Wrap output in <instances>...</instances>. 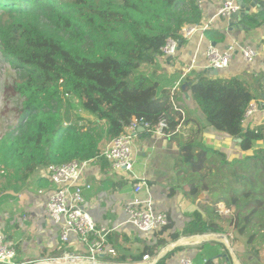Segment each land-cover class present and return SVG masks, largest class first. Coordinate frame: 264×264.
Masks as SVG:
<instances>
[{
	"label": "trees",
	"instance_id": "trees-1",
	"mask_svg": "<svg viewBox=\"0 0 264 264\" xmlns=\"http://www.w3.org/2000/svg\"><path fill=\"white\" fill-rule=\"evenodd\" d=\"M200 20L196 0H0V66L7 64L16 74L4 93L21 100L15 121L0 134V177L5 181L0 207L24 190L42 187L44 179L36 175L49 165L92 161L108 171L106 144L135 119L148 123L151 130L164 120L165 137H176L182 114L171 89L176 83L179 89L186 84L181 90L198 108L204 127L240 139L237 146L250 154L228 160L200 142L201 128L180 144L177 175L184 179L185 194L193 201L207 192L209 202L201 205L202 213L192 214L182 235L236 232L260 256L264 149L255 147L264 131L242 126L253 100L249 85L236 77L167 75L159 66L161 59L172 60L162 56L166 40L182 43L181 28ZM204 36L215 42L218 35L206 30ZM146 66L153 67L148 74L141 70ZM68 96L95 118L90 127L68 122ZM220 203L226 210L234 209L229 218L221 217ZM171 227L168 223L155 233L157 242L140 254L120 244L127 241L124 236L110 234L107 241L118 261L134 263L145 254L154 256ZM179 236L176 232L171 239ZM255 241L261 248L252 246ZM218 249L217 244H204L196 260L211 264ZM168 256L157 264H165Z\"/></svg>",
	"mask_w": 264,
	"mask_h": 264
},
{
	"label": "crops",
	"instance_id": "crops-1",
	"mask_svg": "<svg viewBox=\"0 0 264 264\" xmlns=\"http://www.w3.org/2000/svg\"><path fill=\"white\" fill-rule=\"evenodd\" d=\"M199 1L201 2V20L198 25L208 26L206 30L216 33L218 36H215V42L209 41L204 36V32H196L190 39L180 43L173 60L159 61V64L163 61L165 63L159 65L161 71L167 75L175 73L191 77L198 74L205 75L203 72L207 70L204 53L208 46L212 45L221 51L234 47L230 66L218 71L217 76H205L226 79L236 77L244 80L253 95L249 105L254 104L256 112L243 120L242 126L244 129L262 128L264 131V84L262 82L264 77V0H256V2L234 0L237 5L240 2L244 6H252L248 16L239 18L232 26L228 19L217 16L220 2ZM240 46H250L257 51L253 62L247 64L243 61L239 51ZM171 90L174 105L182 114L177 136L174 138L153 134L148 136L140 132L134 144L133 168L129 176L116 174L111 169L103 171L99 164L91 165L85 172L83 180L91 188L83 192V197L86 208L96 224L109 229L108 235L116 233L126 237L125 246H130L127 249L133 254H140L146 247L153 246L157 242L156 235L141 233L129 226L123 228H117V226L124 221L122 211L124 202L135 197L132 193V184L144 180L146 188L137 197L149 198L154 209L165 212L169 217V223L172 224L171 229L163 233L165 245L159 249L160 251L168 245L174 247L167 253L169 258L166 259L165 264H178L179 258L185 256L189 257L193 264H204V262H198L196 256L200 248L207 243L197 244L204 240L196 239L197 237L206 238L208 235H195L196 239L193 241L190 239L194 237L193 235L182 237V231L186 224L192 221L194 212L202 213L201 205H209L208 194L202 192L193 201L185 194L187 190L185 182L177 179L179 146L195 135L198 128H201L198 135L200 142L225 154L228 160L240 159L249 155L250 152H242L237 142L225 134L211 127H204L198 108L191 101L188 93L178 88L177 83ZM255 148L264 149V139L257 142ZM36 176L44 179L42 187L24 190L17 195L16 200L0 207V234L15 247L16 264H73L63 260L53 263L66 254L72 253L74 249L59 247L57 231L46 221L42 213L45 195L38 193L40 190L49 189L50 184L44 170L39 171ZM103 182H108V187H103ZM233 210V208L230 209L231 213ZM23 216H31V219L23 221ZM176 232L180 233V236L172 240L171 236ZM211 243L219 245L218 255L212 258L211 264H264L263 254L256 256L245 252L246 247L239 245L236 240L233 243L228 242L229 246L219 242H209ZM109 244L112 246L111 243ZM117 258L116 252L115 258L106 257L105 259L111 264H130L128 261L120 262Z\"/></svg>",
	"mask_w": 264,
	"mask_h": 264
},
{
	"label": "built area",
	"instance_id": "built-area-1",
	"mask_svg": "<svg viewBox=\"0 0 264 264\" xmlns=\"http://www.w3.org/2000/svg\"><path fill=\"white\" fill-rule=\"evenodd\" d=\"M215 1L220 2V6L217 9V16L219 17L229 19L239 10V6L234 0ZM200 4L201 2L198 0L197 5L199 8ZM207 27L184 25L179 34L185 41L190 39L196 32L203 33ZM179 46L178 40L168 38L161 48L163 58L173 60L177 55ZM234 51V47L221 51L212 45L208 46L204 53L206 69H216L218 71L227 69L231 64ZM239 51L243 61L247 64L253 62L257 55V51L250 46H240ZM255 112L256 106L254 104L249 105L245 112L244 120ZM179 128L180 125L176 128L177 132ZM165 129L166 122L164 120H160L153 130L143 120L135 119L130 122L124 128L123 133L110 141L104 150L103 155L108 161L111 170L116 174L125 177L129 176L133 168L132 154L134 144L140 132H150L151 135L165 136ZM94 164L92 161L79 162L73 160L64 164L49 165L44 170L50 188L46 191L40 190L38 192L45 195L43 216L49 224L55 227L59 247L74 249L72 253L66 254L63 258L53 263L63 260L67 262L77 261L81 262V264H111L105 258L116 257L115 249L107 241L110 230L96 224L86 208L83 197V192L91 188L89 184L83 181L84 174ZM145 188L146 182L144 180H139L132 184V193L135 197L124 202L122 207L124 221L117 228L129 226L131 229L141 233L155 234L168 225L169 217L165 212L155 210L149 198L140 199L137 197ZM29 219H31V216L22 217L23 221ZM166 247H169V245ZM168 249L171 251L174 247ZM161 251L154 256L145 254L140 261L130 264H157L158 262L156 261ZM16 255L15 247L0 234V264H16ZM178 264H193V262L189 257L185 256L179 258Z\"/></svg>",
	"mask_w": 264,
	"mask_h": 264
},
{
	"label": "rangeland",
	"instance_id": "rangeland-1",
	"mask_svg": "<svg viewBox=\"0 0 264 264\" xmlns=\"http://www.w3.org/2000/svg\"><path fill=\"white\" fill-rule=\"evenodd\" d=\"M160 64L163 65L165 63L163 61ZM141 70L148 74L149 72H151L153 70V67H147L146 66V67H142ZM15 77H16L15 71L11 68V66H9L7 64L6 65L4 64V66H2V67L0 66V134L4 133L7 129V127L12 125V123L15 121L16 109L19 108V106L21 104V100L18 97L6 96L4 93L5 86L7 84H10L15 79ZM65 101L68 103L67 107L69 110L68 114L70 117V120L68 121L69 123L77 124L78 126H83L85 128H88L92 125L95 118L93 116H91L90 114H88L87 112H85L84 110H82V108L80 107L77 100H75L72 96H68L65 98ZM108 144H106V147L108 146ZM177 179H179V181H184L183 177L180 175H178ZM4 184H5L4 179L2 177H0V190L3 188ZM217 206H218L217 209L220 212V215L223 219L230 217L231 211L226 210L223 204H220ZM209 234H212V233L201 234L198 236H206ZM218 235L225 236L229 243H233L234 240H236L239 243V245H244L246 247L245 252H247V253L249 252L251 255H255L254 252L251 251L250 247L246 246L245 238L239 236L238 233L229 232L226 234H218ZM193 236H195V235H193ZM182 237H188V236H182ZM119 242H120V244L125 246L126 245L125 243L127 241L126 240L125 241L120 240ZM211 244H214V243H211ZM258 244H259V242L255 241L254 245L252 244V246L255 249H259L261 247ZM178 246L181 247L182 245H178ZM125 248H130V246L129 247L125 246ZM262 248H264V246H262ZM247 253H246V256H247ZM262 254L264 255V249H263ZM61 258H63V257H61Z\"/></svg>",
	"mask_w": 264,
	"mask_h": 264
},
{
	"label": "water",
	"instance_id": "water-1",
	"mask_svg": "<svg viewBox=\"0 0 264 264\" xmlns=\"http://www.w3.org/2000/svg\"><path fill=\"white\" fill-rule=\"evenodd\" d=\"M253 2H256V0H253ZM238 6H239V10H238V12L234 13V14L228 19V20H229V24H230V26H232L233 23H235L236 21H238L239 18H242V17L248 16V14H249V10H250V8H251L252 5H250V7H249V6H244V4H242V3L239 2V3H238ZM206 70H207V71H204L203 74H205V75H207V76H217V75H218V70H216V69H209V68H207ZM262 82H263V84H264V77L262 78ZM185 87H186V84H183V85L181 86V89L184 90ZM141 131H142V129H141ZM234 141H236V142H240V139H234ZM208 236H211V237H214V238H211V239H209L208 241H203V242H201V244H203V243H209V242H219V243H223V244L226 245V246H229L226 237L223 236V235L209 234ZM219 237L223 238V239L225 240V242H222V241L218 240L217 238H219ZM168 252H169L168 247L164 248V249L160 252V254L158 255V258H157V261H156V262H159L161 259H163V258L166 256V254H167Z\"/></svg>",
	"mask_w": 264,
	"mask_h": 264
},
{
	"label": "bare ground",
	"instance_id": "bare-ground-1",
	"mask_svg": "<svg viewBox=\"0 0 264 264\" xmlns=\"http://www.w3.org/2000/svg\"><path fill=\"white\" fill-rule=\"evenodd\" d=\"M211 238H214V237H211V236H206V238H204V237H197V239H196V237L194 236V237H192V238H190L191 240H197V241H201V240H204V241H208L209 239H211ZM218 240H220V241H222V242H225V240L223 239V238H221V237H219V238H217ZM172 246H169L168 248H171ZM73 264H81V262H77V261H73L72 262Z\"/></svg>",
	"mask_w": 264,
	"mask_h": 264
}]
</instances>
